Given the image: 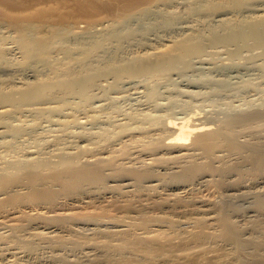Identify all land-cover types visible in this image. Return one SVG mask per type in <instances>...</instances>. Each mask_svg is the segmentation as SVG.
<instances>
[{
    "label": "bare ground",
    "instance_id": "1",
    "mask_svg": "<svg viewBox=\"0 0 264 264\" xmlns=\"http://www.w3.org/2000/svg\"><path fill=\"white\" fill-rule=\"evenodd\" d=\"M195 1L191 3L190 6L192 7L189 6V8L190 10L194 9L196 13L203 10L202 5L207 1L210 9L219 10L215 15L219 16L217 20L228 18L230 14L229 18H234L232 23L227 22L222 25L223 35H212L210 37L212 42L247 44L250 39L254 41L255 39L256 41L259 40V38L262 39L264 13L260 14L257 19L244 14V12L239 10L241 0ZM171 2L172 0H0V37L2 40L9 38L5 31L12 34L10 36H13L12 39L17 42L20 54L23 55L22 58L25 62L27 61L25 65L31 69L38 62H42L43 59L41 60L42 56L40 53L45 44L47 45L48 43L49 45L55 39V36L59 32L65 31L66 27L72 25L74 19L78 16L86 17L87 23L89 22L87 25L92 24L90 27L100 24L105 27L106 24L108 26L111 25V22H115L111 25V27L114 26L115 28L118 23L123 24L125 21H128L129 24H133V21H135L134 24H142L146 18L150 19L157 13L164 12L163 7H169ZM256 9L254 12H259V9L261 10L263 7H256ZM213 14L215 12H212V16ZM196 15L199 16V14ZM157 23L159 24V22ZM226 30L227 32L225 33ZM2 32H4L6 38H3ZM199 36L189 35L186 38H178L168 48L155 55L156 61L155 58L154 61L147 63L144 60L143 62L146 63L143 66L144 70L150 68L148 70L150 71L152 69L150 65L161 68L172 66L173 70V60L180 59V57L183 59L191 52L193 53V51L200 52L192 43ZM261 39L260 43H262ZM192 48L195 49L188 51V49ZM135 59H132V61L136 64L138 58ZM143 62L141 61V63ZM35 68L29 71L36 73L37 69L35 70ZM127 68H124L125 72ZM128 69L130 71V67ZM131 70L130 73L133 72L131 73L132 76L138 73V70L135 69L137 72L134 74L133 65ZM142 71L141 69L139 72L143 74L147 70L143 73ZM253 71L254 69L241 70L237 66H228L226 71L220 70L218 73L221 76L228 77L227 81L231 82L239 78L241 74L254 73ZM127 72L126 74L129 73ZM1 74L3 75V73ZM31 75H33L32 72ZM19 79L21 80L19 83L24 84L34 81V79L33 81H25L27 79L22 80L20 77ZM182 79L187 84L190 83V85L195 81L189 76H185ZM35 84H37L36 82L34 86H37ZM144 91H146L145 97L148 100L153 99L158 94H156V90L153 87L152 89L150 87L147 90L144 89ZM40 96L43 95L40 94L30 98L37 100L39 97L40 100ZM39 100L37 102L41 103L42 101ZM23 101L21 102L23 103ZM22 103L18 104L22 105ZM24 103L27 104V102ZM18 104L2 103L0 104L2 108L0 112H11L13 108L9 106L18 107ZM201 113L193 111L188 112L184 116L181 115L182 117L177 116V118L175 116V118L173 116L174 118H166L160 126L147 128L139 126L137 128L135 126L123 132L122 144H119V146L117 144L115 148L112 145L111 147L114 148V151L110 147L111 152L108 150L109 146L104 145L106 144L105 142L104 144L100 143L101 147L93 148L89 146V143H93L92 140L82 134H78V136H81V138L78 137L80 140L83 138L82 143H79L81 148L70 151L69 153L72 154L62 155L56 165L49 161H44L49 159L45 154L51 152L46 149H34L32 146H37L34 143L26 145L29 148H25L26 150L23 152L24 155L22 157L17 152L19 154L16 153V158H6V154L15 151L16 146L13 147V138L18 135H23L22 137H24L32 134V132L27 130L26 127L28 125L26 127L12 128L16 123L0 121V264H38L42 257H39L41 258L40 260L37 259L39 260L38 262L31 258L37 243H43V245L48 243L45 247L51 245L53 248L55 247L56 251L64 250L68 245H73L76 248V246L78 247L81 244H86L88 248L98 249L97 251L105 249V253L110 251V256L108 255L109 253L104 254L103 257L108 255L105 259L94 254L95 251L91 250L92 255L85 252L89 255L87 257L84 256V259L81 257L75 262H73V259L72 261L68 260L69 254L65 255L67 253L63 252V254L59 251L60 255L56 254L58 257H55V259L57 258L55 263L60 261L58 262L60 264H101L103 261L109 262L119 259L117 258L118 256H123L122 259L125 260L127 258L126 262L129 261V264H137L139 262L141 264H216L219 261H222L221 263L223 264H264V205L254 206L252 215L255 214V216L251 219L253 221H251V227L245 231L240 229L242 228L240 227L242 223L239 226L236 221L238 219L235 220L234 218L235 223L232 219L233 217L231 218L232 213L235 214L237 212L238 214V210L235 207L236 204L234 203L235 205H233L229 198L233 196H236V198H239V196L243 197L245 191L237 188L240 179H228L231 173L235 174L234 172H236L238 175L237 172L245 170L242 169L243 164H246V166L247 164L252 165L250 167L255 170L254 173L261 170L263 172L264 132L256 130L252 135L250 134L248 140H240L234 125L237 126L239 123L252 118L263 119L264 112L258 110L249 114H236L228 117L222 124L214 123L212 119L209 121L204 120L206 116L203 115V117ZM88 115L87 113V115L84 114L83 116H87L86 119L88 120ZM77 117L72 121L76 119L77 122ZM89 119L91 118L89 117ZM80 121L82 122L83 120L80 119ZM70 141H66L68 142L67 144H70ZM76 141L79 142L78 140ZM129 141L133 144L131 147L138 148L136 152L139 151L140 153L141 151L140 154L148 152L151 155H149L151 161L146 159L149 162L146 160L144 162L141 161L142 157H138L140 158L139 162L137 164L132 163L134 156H131V154L133 155L132 152L135 149L132 147L134 149L132 152L128 149L130 144L128 143L129 146L125 144ZM58 142L59 140H57V143L54 140V145L58 144ZM67 144L64 147H68ZM132 148L131 150H133ZM224 151L227 155L233 154V157L237 156L235 157L237 159H233V161L230 157L229 159L231 160L228 162V156H226L227 160L224 159ZM222 160H226L228 163H223ZM241 173L243 174L244 172L239 174ZM215 176H217L215 181L219 187V189H216L217 191L213 188L212 190L210 187L214 193L211 192L208 196H205V193H203L204 196L194 193V191L201 188L199 187L200 185L207 186L211 184L209 183L211 180V182L215 183L213 181ZM227 187H231L236 191L223 192ZM196 188L197 190H195ZM104 190V193H106V190L112 191L118 197L123 198L115 197V199L114 195L110 194L109 196L115 199L114 202L116 204L121 201L123 203L124 199L127 202L128 196H134L136 203L130 204L127 202L128 206L126 209H128H125L126 212L124 213L123 211V214L121 212L115 214H108L107 212L97 213V211L95 213L83 212L84 214H82L79 209L81 214L71 213V211L48 213L51 207L54 206L56 209V204L63 197L73 206H79L81 203L85 205V203L88 204V202L93 201L91 198L98 196L101 193L100 191ZM262 191L264 193V188ZM153 195L164 200H159L160 198L158 199V197L154 199ZM224 198H227L232 203L227 202ZM255 198L254 201L257 204L261 201L262 196ZM126 202L123 204L125 205ZM60 204L63 203L61 202ZM123 204L121 205L120 203V206H124ZM151 207L152 209L154 207L157 208V212L154 214V211V215L148 217L150 215L146 214V211H149L148 209ZM119 208L118 210H121ZM122 210L124 209L122 208ZM143 211H145L146 216L145 214L142 216L141 212ZM140 214L142 217H139ZM78 223H83L84 227L90 226L91 230L101 232L102 235L105 233V236L109 238L105 237V239L99 240L97 239L98 237H94L96 239H87L88 237L83 238L82 236L81 239L78 237V233L80 231L82 233L83 229H79L82 226L78 225V227ZM186 225H190V229H188V226L187 231L185 229L180 230L184 233L180 235L178 229L186 228ZM41 226L43 227V232L39 229ZM54 227H65L74 231L77 237L70 238V235L69 238L62 237L61 234H57ZM30 228L34 229L29 230ZM62 231L64 233V229ZM172 231L177 232L179 235H169V232ZM246 231L247 235H245ZM100 239L102 238L100 237ZM32 246L33 251L30 250ZM217 246L222 248V250H218H221L222 253L217 252ZM185 251L186 254L183 255ZM213 251L215 254H213ZM201 254L203 255L201 256ZM203 258L205 261H203ZM105 263L108 264L107 262Z\"/></svg>",
    "mask_w": 264,
    "mask_h": 264
},
{
    "label": "rangeland",
    "instance_id": "2",
    "mask_svg": "<svg viewBox=\"0 0 264 264\" xmlns=\"http://www.w3.org/2000/svg\"><path fill=\"white\" fill-rule=\"evenodd\" d=\"M193 1L196 2L195 0H192L191 2L190 0H172L170 3L172 4L171 6L169 4V7H163L164 12H159L150 19L146 18L145 22L142 24H134L135 21L132 22L133 24H129L128 21H125L123 24H115L117 25L115 28L114 26L111 27V25L115 22H111V25L108 26L106 24L105 27H103V24L90 27L92 24L90 23V25H87L89 22L87 23L86 17L78 16L74 19L72 25L66 27L65 31H62V33L59 32L55 36V39L51 41L52 43L50 42V46L47 43L43 49L41 47L42 50L40 54L42 56L41 60H43L42 62L40 61L37 63L35 66L36 68L33 67L35 70L37 69L36 73L29 71L33 68L30 69L25 65L27 61L25 62L22 58L23 55L20 54V49L18 48V44H16L17 42L12 39L13 36H10L12 34L5 31V34L7 36L9 35V38H11L9 39L8 37L6 38L4 32H2L3 38H6V40H2L0 37V41L2 40L3 42L0 43V48L2 50H0V52H2L0 53V104L13 103L16 105L18 103L21 104V101L24 99L25 100L23 101L22 105L18 104V107L8 105L13 109H11V112H0V121H12V124L16 123L14 126H12V128L19 126L26 127L28 125V127H26L27 130H31L32 132V134L25 135L24 137H22L23 135H18L17 137L13 138V147L16 146L15 151H11L9 153L13 156L6 154L7 157H5L13 159L17 152H19L20 154H17L22 157V155H24L23 152L26 150L25 148H29L26 145L34 143L35 145L37 144L35 147L32 146L34 149H46L50 151L51 153L45 154L49 159L44 161H49L54 163L53 165H56L59 163L60 157L62 155L72 154L69 152L74 151L76 148H81L79 143H82L83 138L80 140L79 138H81V136H78V134H82L86 136V138L92 140L93 143H89V146L93 148L101 147L100 143L104 144L105 142L106 144L104 145L109 146L108 150L111 152L112 145L115 148L117 144L118 146L119 144H122V134L126 130H130L135 126H137V128L138 126L141 128L160 126L166 118H174L175 116L182 117L188 114V112H202V116H206L204 120L209 121L212 119L214 123L217 124L224 123L228 117L236 114H249L258 110L264 112V30L263 33H261L263 34L261 35L262 39L259 38L257 41L256 39L255 41L250 39L247 44L236 42H227L228 44L223 42H212L210 37L212 35H223L222 33L224 30L222 25L227 22L232 23L234 18L230 19V14L228 18L217 20L219 16L215 15L219 10L210 9L208 7L207 1L203 3L202 11L197 13L194 12V9H191L193 10L191 11L189 6L191 3H194ZM256 7H263V9H259V12H254V10H257ZM239 10L244 12L246 15L252 16L253 19H257L260 14L264 13V0H241ZM212 12H215L213 16ZM196 14H199V16ZM157 22H159V24ZM226 32L227 30L225 33ZM189 35H200L196 40H193L194 42L192 41V43H194L193 46L195 45L197 47L196 49H198L200 52H194L193 50L195 48L188 49V51H193V53L191 52V54L185 56L183 59L180 57V59H176L177 61L173 60L174 62H172V64L174 66H178H173V70L172 66H165L161 68L154 67L153 65H150L153 70L151 69L148 71L150 68H147V71L144 70V64L154 61L156 54L168 48L169 45H171L175 40H178V38H186ZM260 39L262 43L259 42ZM254 43L257 44L255 45ZM135 58H138V60ZM132 59L136 60V64L134 61H132ZM140 59L142 62L146 60V63H141ZM132 65L134 70H138V76H136L137 74L132 76L131 73L133 72L130 73V71H132ZM228 66H237L241 70L254 69V73L246 75L241 74L239 78L229 82L227 81L228 77L221 76L218 73L220 70L226 71ZM125 67H130V71L127 68L128 70L126 69V72L128 71L131 75L128 72L127 73L133 78H130V76L126 74L124 70ZM174 68H176V70H174ZM141 69L143 70L142 73L144 71L146 72L141 74V72H139ZM31 72L33 75H31ZM136 72L137 71L135 70L134 74ZM154 72H156V74H154ZM1 73H3V75ZM183 74L185 76H189L196 82L194 81V83L191 85L188 83V85L187 82H184L182 79L185 77ZM35 76L37 77L35 78ZM19 77L22 80L27 79L25 81H33V79L34 81L30 83L27 82L25 84L19 83L21 82ZM35 82L37 83L35 84L37 86H34ZM136 85L138 86L136 87ZM149 87L150 89L153 87V89L156 90V94H158L153 99L148 100L145 97L146 91H144V89L147 90ZM138 90H140V92H138ZM40 94L43 96H40V100L38 97L37 100L42 101L41 103L37 102L36 99L30 98ZM24 102H27V104ZM29 102L33 104H30ZM1 109L2 108L0 107V111ZM86 111L89 115L92 114L91 116L88 115V120L86 119L87 116H83L84 114L87 115ZM75 117L78 118L77 122L76 119L75 121H72ZM89 117L91 119H89ZM80 119L83 121L81 122ZM260 119L261 118H252L251 120H246L239 123L237 126L234 125L237 134H239L240 140H248L250 138V134L252 135V133H254L256 130L258 132H264V118L261 120ZM76 133L77 135H75ZM70 139L72 143L74 142L73 144L71 143ZM54 140L56 143L57 140H59L58 144L54 145ZM66 141H70V144H67L68 142ZM66 144L68 147H64ZM125 145L130 147L127 148L130 149L131 152L135 149V151L132 152L133 155L131 154V156H134L132 163L137 164L141 157V161L145 162L146 159L151 161V155L148 154V152L145 153L142 151L145 154H140L141 151L140 153L139 151L136 152L138 148H134V146H132L134 148L133 149L131 147L133 144H131L130 141ZM18 146H21L20 149ZM114 148H112L113 151ZM131 148L133 150H131ZM223 153H225L224 159L227 160L226 156H228V162H230L229 160L231 159H237L235 158L237 156L233 157V154L227 155L225 151ZM164 155L166 156V154ZM230 157L231 159H229ZM226 160H222V162L224 163ZM250 166L252 167L250 164H247V166L246 164H243L242 169L245 170L237 172L238 175L236 172H234L235 174L231 173L228 176L229 180L230 178L232 180H235V178L238 180L240 179L238 184L239 186L237 188L245 191L243 197L239 196V198H236V196H233L232 198H229V200L233 202V205L236 204L235 207H237L238 210V214L237 212L235 214L232 213L231 218L233 217V221L238 219L236 221L239 223V226L242 223V226H240L242 228L240 229L244 231L251 227V219L255 216V214L252 215V209L254 206L256 207L260 204L264 205V193L262 191L264 188V170L263 172L261 170L254 173L255 170L253 169V171ZM240 172H244V175L242 173L239 174ZM216 177L217 176L214 177L213 181L216 180ZM211 181L209 182L211 184H208L207 186L200 185L199 187L201 188L198 189L199 191L197 190L199 187H197L195 189L197 191H194V193L198 194L199 196L200 194L204 196L203 193H205V196H208L211 194V192L214 193L212 190H216L217 188L219 189V187L216 181V184ZM210 187L213 189L211 190ZM227 188L225 189L226 191L223 189V192L227 193L228 191L234 190L231 187ZM100 192L102 194L99 193V195L97 194L98 196L91 198L93 201L88 202V204L85 203V205L84 203H81L79 206L74 205L75 207L69 201H66L65 197H63L61 201L58 202L59 205L56 204V209L53 206L51 207V210L49 209L48 213L50 212L53 214L55 212L64 213L71 211V213L84 214L90 212L95 213L97 211V213L107 212L108 214H115L121 212V214H123L122 212L124 211L125 213L128 209H126L128 206L127 202L130 204L133 202L136 203L134 196H128L127 202L126 199H124V202H126L127 205H124V202L122 203V201L119 202V204H116L114 202L116 199L115 197H118L116 193H113L112 191L109 192L108 190H106V193H104L105 190ZM110 194L114 195L115 199H112L113 197L109 196ZM260 195L262 196V199L256 204L254 201L256 199L255 197ZM163 196L165 197V195ZM153 197L156 199L158 196L153 195ZM64 198L65 200L62 201ZM118 198L123 199L120 197ZM159 198L160 197H158V199ZM109 199L113 202H111ZM162 199L163 198H160L159 200ZM224 199H226L227 202L229 201L227 198ZM61 202L63 204H60ZM120 203L124 206H120ZM118 205L121 208H119ZM152 207L148 209L149 211H146V214L150 215H147L148 217H151L157 212V208L154 207L153 210ZM118 208L121 210L123 208L124 210L121 211L118 210ZM78 209L80 212H82L79 213ZM143 212H141L142 216L145 214V211ZM142 216L141 214L139 215V217ZM78 225L82 226L79 228L80 230L83 229L82 233H80L81 231L78 233V237L81 239L82 236L83 238L88 237L87 239H96L98 237L97 239L99 240H103L105 237H107L105 236V233L102 235L101 232H94L93 229L91 230L90 226L84 227L83 223H78L77 226ZM188 226L186 225V228L182 227L183 229H178V233L180 235L184 234L183 231L180 230L185 229L187 231L190 229V225ZM54 228H56L57 234H61L62 237L69 238V235L70 238L77 237L74 231H71L65 227ZM33 229L30 228L29 230ZM39 229L43 232L42 226L39 227ZM39 229H37V231H39ZM63 229L64 233L62 231ZM178 233L172 231L169 232V235L172 234L173 236H178ZM245 235H247V231L245 232ZM100 237L102 239H100ZM46 244L48 243H45L44 245L43 243H37V245L35 244L36 247L34 246V251L33 246L30 249L33 251L31 258L34 259V261L38 262L41 259L39 257L44 259H41L38 264L40 262V264H46L45 262L50 264H60L58 263L60 261L55 263L57 259H55V257L58 254L60 255L59 251L62 253H67L65 255L69 254L68 256L70 258L67 256L66 257L69 261H72L73 259V262H75V260L78 261V259L81 257L84 259V256L87 257L89 254L92 255L93 253L91 252L93 250L95 251H93L94 254H97L101 257H103L104 254H108L110 252L108 251L105 253V249H99V251H97L98 249L90 247L88 248L86 244H81L78 247L76 246V248L73 247V245H68L66 248H64V250L61 249L56 251L55 247L53 248L51 245H47L45 247ZM219 249L222 250L220 246H217V252L222 253L221 250L218 251ZM179 253L181 254V252ZM50 254L53 255L51 256ZM185 254L186 251L183 252V255ZM213 254H215V252ZM108 255L110 256V253ZM108 255L105 256L108 257ZM202 255L203 254H201V256ZM106 257L103 258L106 259ZM117 258L119 259H114L109 262L103 261L101 264H106L105 262L108 264H129V261L126 262L127 258L126 260L122 259L123 256H118ZM115 261L117 262L115 263ZM203 261H205L204 258ZM221 262L219 261L218 263L223 264ZM218 263L216 262V264ZM137 264L141 263L139 262Z\"/></svg>",
    "mask_w": 264,
    "mask_h": 264
}]
</instances>
